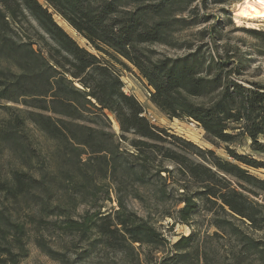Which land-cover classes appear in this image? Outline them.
Returning <instances> with one entry per match:
<instances>
[{"label": "trees", "instance_id": "1", "mask_svg": "<svg viewBox=\"0 0 264 264\" xmlns=\"http://www.w3.org/2000/svg\"><path fill=\"white\" fill-rule=\"evenodd\" d=\"M196 1L0 0V109L6 114L0 146L20 160L0 167V264H19L30 228L49 227L89 246L117 250L170 244L173 253L162 264H185L193 253L199 264L195 233L170 243L120 196L112 212L73 217L55 195L45 158L26 141L27 124L59 146L85 154L86 172L119 178L121 184L154 185L151 190L162 201L170 198L164 186L169 181L176 192L173 223L190 225L203 213L214 234L232 239L240 253L264 256L262 240L242 229L246 223L264 231V179L249 171L264 169V161L231 147L244 140L251 151L264 154V83L244 85L237 77L239 64L233 61L227 68L228 59L205 55L201 46L187 47L189 52L176 57H155L147 47L175 45V32L204 19L192 5ZM54 15L95 52L80 46ZM211 32L217 31H199L214 41L217 35ZM249 34L264 53V30ZM110 60L136 69L149 101L162 114L194 122L206 139L224 144L229 159L152 123L138 99L124 91ZM36 244L57 254L44 239Z\"/></svg>", "mask_w": 264, "mask_h": 264}, {"label": "rangeland", "instance_id": "2", "mask_svg": "<svg viewBox=\"0 0 264 264\" xmlns=\"http://www.w3.org/2000/svg\"><path fill=\"white\" fill-rule=\"evenodd\" d=\"M39 1L43 2V0ZM206 1V6L200 0L192 4L197 7V16L204 19L196 20L195 24L175 32L173 34L175 45L153 44L147 47L154 51L155 57H176L189 52L187 47H193L192 50H194L201 46V52L206 53L205 55L211 54L221 56L224 60L228 59L227 68L233 66V61L234 64H239L240 74L237 77L244 85H248L250 81L264 83V53H261L258 41L249 34L251 29L264 30V16L239 20L234 17V11L241 0H225L222 3L218 0ZM54 17L80 46L95 52L88 42L62 18L57 15ZM186 19L190 18L186 17ZM212 29H216L217 32H211L210 35H217V39L213 41L210 36L201 37L199 31H211ZM110 63L120 73L124 91L138 99L146 113L155 118V125L164 127L203 149H211L224 159H229L224 144L206 139L203 129L194 122L168 118L162 114L149 101L148 90L137 75L136 69L130 65L129 68H124L114 60H110ZM5 116L6 114L0 109L1 123ZM110 117L112 118L111 115ZM112 126L117 132V124L113 118ZM25 136L26 141L37 154L41 153L45 158V165L50 170L49 179L53 181L56 190L55 195L59 197V203L68 206L73 217L78 218L85 211L98 210L102 214L112 212L117 209V197L120 196L129 210L151 223L170 243L181 236L195 233L199 264H264V256L245 251L240 253L232 239L220 232L217 235L214 234L215 228L207 223L208 217L203 213L196 216L195 222L190 225L173 223L171 213H174L173 199L176 192L171 189L169 181L164 186L170 198L162 201L152 192L154 185H132L129 180L121 184V182H116L119 178L107 179L97 172L93 173L90 169L87 172L84 171L85 154H81L73 147L69 149L59 146L32 124H27ZM121 144L122 147L129 149L125 143ZM231 147L239 153H246L257 160L264 161V154L251 151L247 141L243 140L242 145L232 144ZM1 150L0 146V167L2 169L8 168L11 162L20 161L19 159L15 161L10 152ZM32 163L37 165L35 159H32ZM249 171L264 179L263 168H249ZM137 190L139 195L134 196L133 193ZM26 211L29 213V210ZM30 229L26 241L27 252L20 259L19 264H162L163 260L168 259L167 257L173 253L170 244L160 249L133 245L132 248L117 250L103 244L89 246L88 242L78 241L74 236L58 235L50 227L49 229ZM242 229L256 239L262 240L264 244V231L254 230L246 223L242 224ZM91 237L94 239L95 235ZM36 239H44L50 251L58 255L48 254L46 249L36 244ZM192 255L185 264H195Z\"/></svg>", "mask_w": 264, "mask_h": 264}, {"label": "bare ground", "instance_id": "3", "mask_svg": "<svg viewBox=\"0 0 264 264\" xmlns=\"http://www.w3.org/2000/svg\"><path fill=\"white\" fill-rule=\"evenodd\" d=\"M234 15L239 20L264 16V0H241Z\"/></svg>", "mask_w": 264, "mask_h": 264}, {"label": "built area", "instance_id": "4", "mask_svg": "<svg viewBox=\"0 0 264 264\" xmlns=\"http://www.w3.org/2000/svg\"><path fill=\"white\" fill-rule=\"evenodd\" d=\"M145 115L147 116V118H148L152 123H154L155 118H154L152 115L146 113V111H145Z\"/></svg>", "mask_w": 264, "mask_h": 264}]
</instances>
